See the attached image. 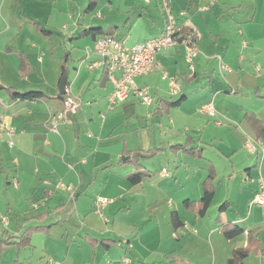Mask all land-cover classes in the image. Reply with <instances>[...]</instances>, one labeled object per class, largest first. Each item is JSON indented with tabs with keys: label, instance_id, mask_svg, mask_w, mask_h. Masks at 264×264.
<instances>
[{
	"label": "rangeland",
	"instance_id": "1",
	"mask_svg": "<svg viewBox=\"0 0 264 264\" xmlns=\"http://www.w3.org/2000/svg\"><path fill=\"white\" fill-rule=\"evenodd\" d=\"M194 1L197 3L196 10L189 7L194 4ZM156 3V0H151L150 3L146 0H98L97 8L91 11L86 10L89 0H55L50 4L49 11L46 10V6L40 4L41 6H37L38 9L43 7V12L46 14L49 12L45 15L49 19L43 17L41 24L51 31V34L41 35V39L28 43L27 52L31 57L32 73L29 80L25 78L27 75L22 77L18 74L16 78L21 79V82H17V88L22 91H43L48 95L58 94L61 58L66 54H69L67 65L70 71L68 75L70 74L71 78L75 77L76 69L79 72L82 71L83 78L85 74H89V60L95 61L100 58L92 54L86 59V48L92 46L93 39L91 35L79 37L81 29L100 25L117 27L116 34L127 38L131 44L153 36L166 20L164 8ZM169 4L172 15L176 19L180 10L185 9L190 14L198 11L199 15L194 13L196 15L194 17L204 30L209 26L205 24L207 17L213 16L210 26L214 27L216 32H220L218 45H209L207 41L205 45L209 46L211 54H219L218 56L223 57L225 64L230 67V70H221L217 59V61L211 59L206 71L197 66L198 75L190 89H183V93L174 96H183L188 99L187 106L183 108V112L188 115L177 116L176 124L173 125L168 124L170 123L168 117L162 120L175 138V143L177 141V143L189 144V148H192L191 151H182V153L193 157V162L198 164L191 171L190 175L193 177L188 185V188L193 190L194 196H198L197 187L199 182H202L206 171L216 170V168L220 171V177L214 180L216 193L207 214L200 217L194 211L185 208L188 213V216L184 217L186 227L175 228L171 221V212L162 210L166 204L151 203L150 210H146L147 202L156 199L155 191L159 187L155 185L157 182H151L150 179L158 177L160 179V167L165 166L170 172L172 167L169 165L174 163L173 160L157 158L158 152L154 149L145 152L147 156L140 157V162L145 163L143 171L149 174L144 178L147 180L144 184L147 189L145 200L141 199L142 197H133L131 194L121 199L120 203L124 207L119 209L116 206L117 203L111 204L112 199L101 197L111 201L106 205L103 216H100L91 209L89 196H94L95 193L97 195L98 192L102 193L104 189L102 184L105 183L102 173L94 189L90 187L92 185L85 183L77 186L70 182L63 183L61 189L65 190L59 192L62 198L67 196L68 190L74 193L78 190L77 188L83 187L79 210L76 211L71 208L72 205H69L68 214L56 213L58 199L49 201L47 204L50 214L43 224L50 230L48 233L39 232L47 236H37L34 239L35 246L21 248L22 253L19 256L18 247L9 243L14 239L19 240L13 236V232L17 234L20 227L25 229L27 226L42 224L43 219L36 218L43 213L39 215L42 210L38 209L37 194L30 195L36 186L31 187L29 182L21 181L19 187L17 178L13 180V186L6 183L8 177L16 173L18 169V166L10 160L9 170L0 172L2 186H0V194L2 193L0 196V202L2 201L0 203V264H16L17 259L20 260V264H46L45 261L50 258V253L71 257L60 261V264H123V262L113 263L112 259L108 260L105 256L101 258L99 252L94 251L95 249L99 251L103 247L102 242L112 240L123 243L127 248V258L130 260L128 264H234L231 258L235 249L238 248L250 249L242 264H264V253L255 250L258 241L261 249L264 248V203L258 204L254 200L257 192L251 200L253 204L250 205L249 199L252 195L249 194L252 193L255 185L249 182L246 186L241 173L236 175L247 159L258 161V166L264 163L262 151L264 138L256 137L245 117V110L252 111L264 106V0H169ZM208 8L211 10L206 11ZM257 8L258 21H253ZM212 38L216 39V36ZM242 40L247 42V45L243 46L245 48L241 46ZM13 45L24 48L18 42H14ZM38 57L42 58L41 62L38 61ZM194 64H197V59ZM180 80L185 86V79ZM200 92L204 95L199 96ZM195 95L198 96L194 97ZM5 96H7L6 91L0 90V105ZM49 101L45 102L49 103ZM209 102L213 105L212 115L202 112L203 104ZM145 119L140 118V130H143L147 123ZM15 135L2 136L11 148L19 142L17 132ZM148 136L150 137L148 133L144 134L145 139ZM167 139L162 136L163 141L167 142ZM9 140H13V146ZM244 140H250L256 151L251 152ZM11 148L9 150L13 151ZM252 153H260V158H256ZM12 157L13 154L10 155V159ZM67 160L66 158L63 160L64 165L69 162ZM127 164L133 165L130 162ZM202 166L205 169H201ZM220 167L224 168L220 169ZM224 169L232 172L233 182L229 181V177H223ZM188 172L190 173L189 170ZM262 172L264 174V170ZM170 176L173 181L178 178L174 175ZM87 189L88 195H85ZM245 191L247 194L244 193ZM43 193L44 189L41 188L38 195L42 196ZM171 196L172 200L178 198L175 195ZM229 196L231 203L221 213L220 206ZM46 197H50L49 194ZM9 200L20 207L19 213H14V209L5 210ZM33 203L36 208L32 207ZM1 208L5 210V213L2 214ZM257 208L260 209L258 212L260 224L257 227L248 228L250 223L243 227L242 223L233 221L232 223L241 227L243 231L231 237H228L220 227L221 223H224L221 220L218 221L221 214L225 213L228 218H231L229 220H232L239 213L242 216H252ZM229 222L231 221L226 223ZM233 227L234 225L231 229ZM6 228L10 235L5 233ZM26 231L25 229L22 235ZM138 232L141 233L138 234ZM96 246L99 247L95 248ZM173 250L176 255L171 253Z\"/></svg>",
	"mask_w": 264,
	"mask_h": 264
},
{
	"label": "crops",
	"instance_id": "2",
	"mask_svg": "<svg viewBox=\"0 0 264 264\" xmlns=\"http://www.w3.org/2000/svg\"><path fill=\"white\" fill-rule=\"evenodd\" d=\"M156 1V4L159 5V0ZM53 2H55V0H0V90H5L7 94L5 98H2L3 103L0 105V114L3 115L2 120L7 125L15 127L19 138V142L11 148L7 141L3 139V137H0V172H6L11 162L18 166L16 173L9 176L6 183L13 186L12 182L17 178L19 187L21 181L29 182L31 187L36 186L30 195L33 194V196H35V194H37L38 209L40 208V210H42L39 215L43 213L40 217L36 218L43 219V221L39 220L42 221V224L33 225L31 227L27 226L25 229L47 227L43 224L50 214L48 211L49 205L47 203L51 200L53 201V199H58V202H56V213L68 214L70 211L68 208L69 205H72L71 208L78 211L81 205V189L83 187H81V189L77 188L78 190L74 193L68 190L67 196L62 198L59 192H63L65 189H61V186L66 182L73 183L75 186L85 183L92 185L90 187L94 189L96 182L100 179L99 176L101 173L105 177V183L102 184L104 189L101 191L102 193L98 192L97 195L95 193L94 196H89L91 209L94 210V203L99 197L112 199L111 204L117 203L116 206L119 207V209L124 207V205L120 203L121 199L131 194L133 197H142L141 199L145 200L147 197V189L144 184L147 180L144 179L137 185H133L127 180L126 175L132 172L134 168L133 165L123 162L125 161L124 153L126 150H142V152L145 153L154 149H158V153L156 154L157 158H164V160L168 159V161L173 160L174 163L169 165L172 167L170 172L165 166L160 167V179L159 177L150 179L151 182H157L158 184L156 183L155 185L159 187L155 191L156 199L147 202L146 210H150L151 203H155L156 205L164 203L166 207H163L164 209L162 208V210L171 212V214L174 211L177 212L181 222L184 224L183 226L186 227L184 217H187L188 213L186 212L184 201H199L202 198L204 194L203 182L208 177L210 171L205 172L202 182H199V186L197 187L198 196H194V193H192L193 190L188 188V185L193 177V175H190L192 173L191 171L195 169L198 164L197 162H193V157L182 153V150L175 151L172 149L173 146L182 145V143H177V141L175 143V138L172 136L171 131L165 127L162 121L168 117L170 121L168 124L173 125L176 124L177 116L181 117L183 114L187 116L188 114L183 112V108L187 106L188 99L183 96L174 97L175 95L171 94L169 90L168 80L162 78L161 72L153 71L136 78L137 84L148 85L155 97V103L150 108L142 104L134 95H131L127 101L117 106H111L109 97L114 90V84L109 79L104 65L94 69L88 67L90 73L85 74L86 76L84 78L81 73L82 71L79 72L77 69L75 77L71 78L69 74L65 94H61L60 91H58L56 95H48L44 92L46 96L40 99L15 100L10 92L4 88L8 87L19 92H25V90L22 91L17 88V82L20 83L21 79H17L16 76L18 74L22 76L21 65L24 61L28 66V74L25 78H28L27 80L30 79L32 64L30 61V54L27 52V49H29L28 43L36 39H41V35L46 36V34L41 31V28H45L42 26L41 21L43 17H48L45 15H48L49 12L46 14V12L42 11L43 7L38 9L37 6L44 5L47 8L46 10L49 11V6ZM196 5L197 3L194 1V4L192 6L189 5V7L196 10ZM199 6L200 3L198 7ZM209 10H211V8L206 9V11ZM194 13L199 15L198 11H193L190 14L185 9L180 10L177 21L183 28V34H194L197 38L200 49L199 56L196 58L197 64H194L193 68L189 66L185 59V47L183 43H178L173 47L164 49L158 54V60L161 62L163 69L170 75L175 76L180 83L181 92L179 94L184 92L183 89H190L195 82V77L198 75L197 66L199 69H205L204 71H206L210 66L211 59L218 60V57H220L218 56L219 54H211L209 52L211 49L209 46L206 47L205 45L206 41L209 45H218L220 32H216L214 27L210 26L213 16L209 15L206 19V15H204L206 19L205 24L209 25L204 30L197 20H195L194 16L196 15ZM257 16L258 8L252 20L258 21ZM99 27L104 29L105 27L113 28V26L104 27L102 25ZM163 28L164 24L162 23L158 32L153 36L144 38L140 42L159 36ZM114 35L124 39L130 46L140 43L131 44L127 38L118 36L116 33ZM212 36H216V39L212 38ZM95 40L96 39H93L92 42L94 43ZM14 42L20 43L24 48L14 46ZM244 42L246 41H241L242 47L247 45V42L246 44H244ZM64 56L61 58V74L59 76L58 89H60L59 85L61 78L66 73H70L66 63V71L62 76ZM222 59L224 60L223 57ZM38 61L41 62L42 58L38 57ZM91 61L93 60L90 59L89 62ZM217 62L219 64V60ZM35 71L38 72V69L35 68ZM3 76L4 78H2ZM181 78L185 79V86L182 85ZM210 92H212L211 89ZM200 93L201 94L198 93L199 96L204 95L202 92ZM60 95H65V97L61 98ZM197 96L198 95H195L194 97ZM69 97L81 101V108L78 112L71 114L69 119L61 122L59 133L55 132L50 129L49 122L55 112L64 108V101ZM178 99H182L178 106L173 108H168L166 106V100L176 101ZM48 100H50L49 103H46L45 101ZM248 111L255 113L259 119L264 120V106L252 111L245 110V113ZM140 118H146L145 120L147 123L145 127L147 128L143 126V130H140L139 127V125H141ZM150 121H152V123ZM145 133H148L150 137L148 136L145 139ZM162 136L168 138L167 142L162 140ZM244 141L246 143L250 140ZM187 147H189V144ZM9 148L13 149V151H10ZM11 154H13L12 159H10ZM252 154H254L256 158H260V153ZM65 158L68 159L67 161L69 162H66L64 165L63 160ZM10 160L12 161L10 162ZM258 163V161L255 162L252 159H247V161L243 163V167L239 168L238 172H236V175L241 173V177L244 178V184L246 186L249 182L255 185L252 193L249 194L252 195L249 199L250 205L253 204L251 200L258 192L259 178L261 175H264L262 172V170H264V163H261V166H258ZM141 164L144 165L145 163L141 162ZM254 167H257V169ZM223 168L224 167H220V169ZM164 169L168 171V174L163 172ZM201 169L205 168L202 166ZM215 172L216 178L220 177V171L217 168ZM170 175L177 176L178 178L176 181H173ZM223 177H229L230 182L234 181V175H232V172H229L228 169H224ZM140 184H142L141 187ZM41 188L44 189V193L42 196H39L38 191H40ZM88 189L85 190V195H88ZM168 190L171 191L168 192ZM244 193L247 194V191ZM48 194L50 197H46ZM1 195L2 193L0 196ZM171 195L177 196V200H172ZM167 198H169V200H167ZM230 199V196L226 197L225 201L231 203ZM32 207H35L34 203ZM19 208L17 204L9 200L5 210L14 209L13 212L17 214L20 212ZM5 210L1 208V212L3 211L2 214L5 213ZM259 210L260 209L257 208L256 211L252 213V216H242L239 213V215L232 220H229L231 218H228V216L223 213L221 214V221L224 223L235 221L237 223H242L243 227L250 223L248 228H254L260 224V221H258ZM58 221H60V219ZM7 227H9V225H7ZM58 227H60V225ZM25 229L20 227V229L17 230V234L13 232V236L19 238V240L14 239L9 242L11 245L14 244L18 247L19 256H21L20 254L22 253V250L20 251L21 248L26 247L25 249H27L28 247L35 246L34 239L40 235L47 236L43 233H48L50 230L49 229L47 232H32L29 243L22 246L20 245L22 241L20 236H22ZM51 232L52 230L50 233ZM5 233L10 235L8 228L5 229ZM139 233L141 232H138V234ZM96 241H98V239ZM97 247L99 246L95 248ZM94 251L97 253L99 252L101 258L105 256L108 260L112 259L113 263L123 262V264H128L130 262L127 258V248L123 243L120 244L119 242H115L109 247L103 245L99 251H97V249ZM171 253L176 255L174 250L171 251ZM70 258L69 255L65 257L64 254L59 255L58 253H50V258L47 259L45 263L48 264L51 259L60 264V261ZM16 261L20 260L17 259ZM184 261H186L185 258Z\"/></svg>",
	"mask_w": 264,
	"mask_h": 264
},
{
	"label": "built area",
	"instance_id": "3",
	"mask_svg": "<svg viewBox=\"0 0 264 264\" xmlns=\"http://www.w3.org/2000/svg\"><path fill=\"white\" fill-rule=\"evenodd\" d=\"M150 3L151 0H146ZM165 10V23L162 33L159 36L146 39L136 45L130 46L122 38L115 35H105L98 37L92 46L86 48V57L97 55L100 60L91 61L88 64L90 69L104 65L109 79L114 84V90L109 100L111 106H117L134 95L142 104L151 107L155 103V97L148 85L140 86L136 83V78L149 74L153 71H159L164 80H168L171 94L176 95L181 92V85L175 76L170 75L163 69L158 60V54L164 49H168L183 43L185 47V59L191 68L194 67V61L199 56L198 41L194 34H183V28L179 25L177 19L172 15L169 0H159ZM246 44V42H244ZM220 69L230 70L222 57H218ZM81 108V101L68 98L64 101V108L55 112L49 122V127L59 133L61 122L69 119L71 114L78 112ZM202 112L212 115V102L202 106ZM0 114V137L8 135L10 137L16 134V129L7 125ZM13 146V140H9ZM246 147L255 152L256 148L251 141L246 142ZM264 154V147H263ZM168 174L166 169L163 170ZM16 183V181H15ZM258 204L264 203V175L259 178V189L254 199ZM110 200L99 197L94 203V211L100 216ZM6 222V221H4ZM48 264H58L49 260Z\"/></svg>",
	"mask_w": 264,
	"mask_h": 264
},
{
	"label": "trees",
	"instance_id": "4",
	"mask_svg": "<svg viewBox=\"0 0 264 264\" xmlns=\"http://www.w3.org/2000/svg\"><path fill=\"white\" fill-rule=\"evenodd\" d=\"M98 4V0H89V4L88 7L86 8L87 11H91L94 10L96 8ZM118 30L117 27L115 28H107L104 29L102 27H93V28H86L83 29L79 32V37H81L82 35H91L93 39H97L98 37L101 36H105V35H114L116 33V31ZM41 31L46 34V35H50L51 31L45 29V28H41ZM68 57L69 54H66L63 58V73L62 76L65 74L66 71V67L65 64L68 62ZM21 71H22V75H27L28 74V66L27 63L23 61L22 65H21ZM68 83V82H67ZM6 88L10 94L12 95L13 98L18 99V100H35V99H40L46 96V94L42 91H25V92H19L13 88H8V87H4ZM61 98H64L65 95H60ZM182 99H178L176 101H168L166 100V106L168 108H173L178 106L181 103ZM245 117L247 118V120L249 121L251 127L253 128L256 137L257 138H264V120H261L257 117V115L253 112H246L245 113ZM173 150L175 151H191L192 148L187 147L186 144H182V145H175L172 147ZM158 150V149H155ZM148 154L142 152V150H136V151H129L126 150L124 153V157H125V163L130 162L131 164H133L134 169L132 172H130L129 174L126 175L127 180L133 184V185H137L139 183H141L143 181V179L149 175L148 173H146L145 171H143V165L140 162V157H145ZM124 160V159H123ZM122 162V160H121ZM216 178V172L215 170H210V174L208 175V177L206 178V180L204 181V194L202 196V198L199 201H191V200H185L184 201V206L185 208L192 210L196 213L197 216L200 217H204L211 204L212 201L214 199L215 193H216V186L214 185V180ZM229 202L225 201L221 206H220V212L222 213L223 211H225L227 209V207L229 206ZM221 220V217H218V221ZM171 221L174 225L175 228H179L181 226H183L184 224L181 222L179 215L177 212H173L171 214ZM233 229H231V226H233ZM220 227L224 230L225 234L228 235V237H231L234 234L240 233L243 231V229L241 227L235 226V224H233L232 222L229 223H221ZM230 228V229H228ZM38 232V231H43V232H47L48 228L47 227H34V228H29L22 236V241L20 245H26L29 243V239H30V235L32 232ZM115 240L112 241H108V242H102L103 245L105 247H109L112 243H115ZM255 249V248H254ZM255 250H258L259 252H263L264 253V248L261 249L260 246V242L258 241V245L256 247ZM250 249L249 248H238L235 249V251L233 252V257L231 258L232 262L234 264H242L243 260L245 259V257L249 254ZM16 264H20L19 261H16ZM56 262V261H55Z\"/></svg>",
	"mask_w": 264,
	"mask_h": 264
},
{
	"label": "water",
	"instance_id": "5",
	"mask_svg": "<svg viewBox=\"0 0 264 264\" xmlns=\"http://www.w3.org/2000/svg\"><path fill=\"white\" fill-rule=\"evenodd\" d=\"M67 82H68V74H65L61 80H60V93L65 94L66 93V88H67Z\"/></svg>",
	"mask_w": 264,
	"mask_h": 264
}]
</instances>
